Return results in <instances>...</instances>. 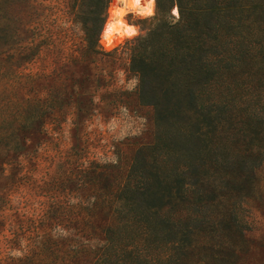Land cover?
<instances>
[{
    "label": "rangeland",
    "instance_id": "obj_1",
    "mask_svg": "<svg viewBox=\"0 0 264 264\" xmlns=\"http://www.w3.org/2000/svg\"><path fill=\"white\" fill-rule=\"evenodd\" d=\"M115 3L10 4V28L26 31L22 38L41 55L20 68L8 52L0 56V124L9 97L17 108L39 91L27 76L54 79L56 71L72 98L18 153L0 146V264H264V57L256 45L264 38V0H237L248 8L225 12L232 24L215 35L221 41L210 30L199 32L198 62L159 72L142 90L123 52L153 27L151 18L126 16L140 25L139 34L105 48L97 26ZM171 5L161 0V14ZM92 38L106 54L94 67L100 85L73 92L86 65L67 57ZM203 59L215 73H202ZM41 93L53 99L58 92ZM84 93L92 105L82 118L78 108L88 105H76L74 96ZM159 106L172 115L164 126L156 120ZM137 160L142 174L157 180L160 197L153 195V205L140 194L127 198L159 221L157 235L116 232L133 216L125 214L130 205L115 202V191L137 184L135 175L129 182ZM94 164L98 171L84 174ZM14 250L21 255L12 256Z\"/></svg>",
    "mask_w": 264,
    "mask_h": 264
},
{
    "label": "trees",
    "instance_id": "obj_2",
    "mask_svg": "<svg viewBox=\"0 0 264 264\" xmlns=\"http://www.w3.org/2000/svg\"><path fill=\"white\" fill-rule=\"evenodd\" d=\"M13 0H0V56L6 54V58L16 59V63L21 67L23 63H31L40 54L41 48L35 44H29L28 40L22 38V34L25 35L26 31H19L17 28H10L9 22L10 11ZM237 0H176V3L180 8V20L176 24H171L165 19V14L161 11V0H157V11L156 16L150 19V24L153 26L149 29L145 36L138 37L133 41H130L126 45V50L123 54H127L129 60V68L135 75L138 76V90H142L145 80L159 77V72L165 70H171L176 66L184 64H195L199 60V55L195 53L194 46H199L201 39L196 36L199 32L204 30H210L209 35H216L218 33H224L225 27L231 25V21L224 15L225 12L231 13L238 9L246 10L248 7L240 5H234ZM111 0H105V4L109 6ZM173 3V0H172ZM232 5H231V4ZM230 5V6H229ZM172 6V5H171ZM14 4V8H15ZM254 11L259 8L251 6ZM13 10V8H12ZM102 21L97 26V34L101 35L103 25L106 22V16H102ZM6 21V24L3 22ZM16 19H13L15 22ZM2 26V27H1ZM5 27V28H4ZM197 39H193L194 37ZM90 38V37H88ZM216 40L221 41L220 38L215 36ZM91 39V38H90ZM263 37H260L256 45L263 49L261 51L262 57H264V43ZM83 48L79 55L72 54L68 56V60L77 62V64L84 62L85 71L82 80L78 83L76 91L73 92H92L94 87H99L100 79L96 78L94 71L95 64L102 60L106 54L98 46V42L92 38ZM25 43V44H24ZM223 43V42H222ZM7 45V46H6ZM16 45V46H15ZM16 48V53H10L12 49ZM4 49V50H3ZM1 61V60H0ZM207 59H203V74L215 73L214 69L210 70L209 66H206ZM4 72L2 71V75ZM18 74V73H17ZM21 74V73H20ZM56 77L51 78L52 75L46 74L45 72L36 73L33 76H27L26 82L29 85H36L39 88L32 99V101L24 102L20 100V106L16 108V101H13L12 97H9L6 102V110H4V118L0 124V146L3 145L4 149L9 151L11 147H14V152L18 153L23 147L32 141L34 137L41 134L44 130L45 121L50 118L53 114H59V111L63 108L72 96L67 95L69 92L67 85H65V77L61 74L55 73ZM22 75V74H21ZM16 77V73L14 74ZM53 80L51 83L50 80ZM64 80V81H63ZM26 82L20 87H25ZM77 82V81H76ZM104 84L103 87H105ZM41 92H58L54 98L50 96L43 97ZM72 92V91H71ZM80 97V100H79ZM74 102L76 105H81L86 102L88 108L81 106L78 108V113L82 118L87 117L91 112L89 106L92 105V98L89 93L77 94L74 96ZM90 102V103H89ZM89 103V104H88ZM172 115L168 111H165L163 107L159 106L157 109L156 120L159 125H166L170 122ZM170 139L173 137L170 136ZM174 153V152H173ZM139 160L134 162L132 168L129 171V182H131V176L134 179L137 177V184H130L128 187H124L121 191L118 188L115 191L116 199L123 202L125 205H130V200L127 195L133 193L140 194V198L143 203L153 205L155 193L160 197V192L156 186L157 180L142 174V168H139ZM98 164L89 166L84 174H95L99 169ZM89 176V175H88ZM140 178V179H139ZM127 181V179H126ZM125 183V182H124ZM86 185V184H85ZM131 193V194H130ZM103 207V204H102ZM153 209V207H151ZM155 209V208H154ZM132 212L131 218L121 222L116 227L120 230H116L119 234L125 235L129 233L137 234L140 232L147 233V235H157L160 232L159 221H153L152 213L148 215L139 213L137 208H134L133 204L130 205V209H125V214ZM154 219V218H153ZM141 223V224H140ZM144 223V226H141ZM144 227L146 231L142 229ZM107 240V238H106ZM73 257V256H69ZM93 264V263H89Z\"/></svg>",
    "mask_w": 264,
    "mask_h": 264
},
{
    "label": "clouds",
    "instance_id": "obj_3",
    "mask_svg": "<svg viewBox=\"0 0 264 264\" xmlns=\"http://www.w3.org/2000/svg\"><path fill=\"white\" fill-rule=\"evenodd\" d=\"M117 4L120 6L117 7ZM157 0H116V3L109 7V16L101 31L99 43L105 48H111L113 42H121L124 39H131L139 34L140 25L130 23L125 19L128 15H135L146 20L156 16ZM165 19L176 24L180 20V8L173 0L172 6L167 10ZM133 79L128 85L129 90L135 85ZM11 255L18 257L19 251H12Z\"/></svg>",
    "mask_w": 264,
    "mask_h": 264
}]
</instances>
